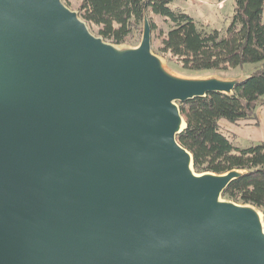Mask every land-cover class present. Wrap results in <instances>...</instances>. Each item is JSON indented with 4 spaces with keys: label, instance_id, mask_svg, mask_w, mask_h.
<instances>
[{
    "label": "water",
    "instance_id": "1",
    "mask_svg": "<svg viewBox=\"0 0 264 264\" xmlns=\"http://www.w3.org/2000/svg\"><path fill=\"white\" fill-rule=\"evenodd\" d=\"M245 77L190 79L94 36L63 0H0V264H264V215L197 174L180 104Z\"/></svg>",
    "mask_w": 264,
    "mask_h": 264
},
{
    "label": "trees",
    "instance_id": "2",
    "mask_svg": "<svg viewBox=\"0 0 264 264\" xmlns=\"http://www.w3.org/2000/svg\"><path fill=\"white\" fill-rule=\"evenodd\" d=\"M186 0H81V18L99 28L105 41L121 46L141 33L153 14L171 23L159 53L169 55L186 71L210 72L260 65L231 95L210 94L180 104L187 128L179 143L194 158L197 174L245 172L224 192L223 198L252 205L264 215V144L240 148L219 122L237 123L256 118L264 100V0H234L235 14L226 34L201 29L195 20L171 5ZM150 21V20H149ZM152 31L157 26L151 22Z\"/></svg>",
    "mask_w": 264,
    "mask_h": 264
},
{
    "label": "rangeland",
    "instance_id": "3",
    "mask_svg": "<svg viewBox=\"0 0 264 264\" xmlns=\"http://www.w3.org/2000/svg\"><path fill=\"white\" fill-rule=\"evenodd\" d=\"M64 3L74 12H77L80 17L81 0H63ZM173 10L182 11L183 13L192 17L197 25L204 30H217L223 36L226 34L229 25L235 14V1L234 0H186L177 1L171 5ZM149 20L154 22L157 26L155 31H152V50L158 55L165 63L167 69L175 75L197 79L219 77L223 79H237L240 77H249L260 65L247 64L242 68L230 69L227 71H210V72H192L186 71L177 62L175 58L167 55L162 56L159 53V48L165 35L171 28V23L165 21L164 18L150 14ZM91 33L99 37V28L89 26ZM142 40L141 33H135L127 39V42L121 47H138ZM246 145V144H245Z\"/></svg>",
    "mask_w": 264,
    "mask_h": 264
},
{
    "label": "crops",
    "instance_id": "4",
    "mask_svg": "<svg viewBox=\"0 0 264 264\" xmlns=\"http://www.w3.org/2000/svg\"><path fill=\"white\" fill-rule=\"evenodd\" d=\"M219 125L224 132L234 136L233 142L240 148H246L253 144H264V100L256 110L255 119L237 123L221 120Z\"/></svg>",
    "mask_w": 264,
    "mask_h": 264
}]
</instances>
